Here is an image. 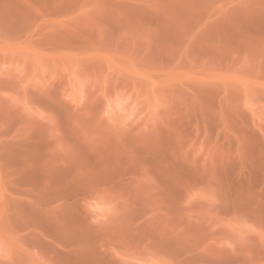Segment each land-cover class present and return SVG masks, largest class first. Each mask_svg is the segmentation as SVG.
<instances>
[{
    "label": "rangeland",
    "instance_id": "rangeland-1",
    "mask_svg": "<svg viewBox=\"0 0 264 264\" xmlns=\"http://www.w3.org/2000/svg\"><path fill=\"white\" fill-rule=\"evenodd\" d=\"M0 264H264V0H0Z\"/></svg>",
    "mask_w": 264,
    "mask_h": 264
}]
</instances>
